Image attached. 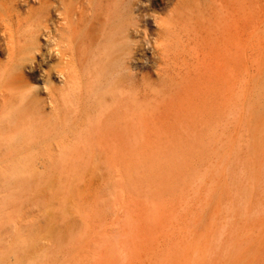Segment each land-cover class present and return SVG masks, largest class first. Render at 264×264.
<instances>
[{
    "label": "rangeland",
    "instance_id": "374dc122",
    "mask_svg": "<svg viewBox=\"0 0 264 264\" xmlns=\"http://www.w3.org/2000/svg\"><path fill=\"white\" fill-rule=\"evenodd\" d=\"M139 1L166 64L139 51L113 115L38 81L0 116V264H264V0Z\"/></svg>",
    "mask_w": 264,
    "mask_h": 264
},
{
    "label": "bare ground",
    "instance_id": "6f19581e",
    "mask_svg": "<svg viewBox=\"0 0 264 264\" xmlns=\"http://www.w3.org/2000/svg\"><path fill=\"white\" fill-rule=\"evenodd\" d=\"M171 1H160V4H164V8H166V5H169ZM139 3H141L139 0H0V52H5V58L0 60V116L7 114V110L11 109L12 105L16 102H19L20 104L22 99L21 89L22 91L24 90L29 94L31 93L32 95H35V92H33L32 89L38 81L41 83L40 86H42L46 91L43 103L48 104L51 109L66 111L69 116V114H73L74 111H76L78 104L80 103L84 104V107H87L88 113H95L96 116L101 117L107 114L109 116L113 115V113L117 111L116 97L122 90L127 77V71L129 72L131 69L133 62L137 57L136 54L140 51L142 52L141 55H144L146 45H149V47L153 50L152 52H157L158 48H161V42L167 37L166 35L168 33L166 32L167 27L165 26L163 27V32L161 30L154 36L152 33L154 29L149 26L150 22L145 19L144 15L134 12L135 8L139 11ZM175 10L176 7L174 4V6L168 10V19ZM150 37L153 41L150 40ZM142 41L143 43L141 44ZM238 49L240 48L238 47ZM156 55L159 58V62L156 64L157 72L159 74L164 71L166 56L163 49L157 52ZM228 56L230 57V55ZM219 62L221 63V61ZM213 63H215V61ZM222 68L223 66L221 69ZM52 78L57 80V83L55 82V84L52 85V82L50 81ZM197 79H195V81H197ZM5 80H9L11 82V88H9L8 83H5ZM20 81L22 82L21 84H16ZM14 83L17 86L14 87ZM183 87L182 90L184 91L185 89L186 92L182 93H189L190 89L188 88L189 90H187L186 86V88L183 89ZM189 87H191V85H189ZM194 88L195 87L193 85V89ZM208 88H210L209 85ZM180 93L181 92H179V94ZM23 98H25V95ZM180 98H177L178 102ZM197 98H199V96ZM190 99L191 100H188V102L193 101V98ZM171 102L173 103L174 99L173 101L171 100ZM212 102L214 103V101ZM155 103L156 105H159L157 104L158 102L155 101ZM155 103H153V105ZM189 103L188 105L190 106ZM191 103L192 106L195 104L193 102ZM123 104L124 103H122V105ZM198 104L200 103H197L196 105ZM225 104H227V102ZM25 106L24 116L28 120L27 122L33 123L37 121L39 117L38 115L41 112L38 110L36 101L29 100ZM199 106H201V104ZM176 107H178L177 104ZM176 107L174 108L172 106L173 109L177 110ZM179 107L181 106L179 105ZM182 107L184 109V105H182ZM156 108L158 107H155V109ZM194 108H196V106ZM183 115L184 113H182V116ZM185 116L189 117V115ZM111 118L110 121L113 120ZM58 119H60L59 116ZM107 122H109V120ZM112 122L114 123V121ZM74 124H72V126ZM107 125L110 126L109 124ZM100 127H102V125ZM115 128L114 130L116 131ZM110 129L112 128L110 127ZM110 129L108 128V131ZM103 133L104 132H101L100 134ZM17 137L19 139L21 138L20 135ZM100 140L98 139V141ZM37 145H40V142ZM104 148L107 147L104 146ZM44 161H46V159ZM10 175L13 177L20 176L21 170L16 168Z\"/></svg>",
    "mask_w": 264,
    "mask_h": 264
}]
</instances>
